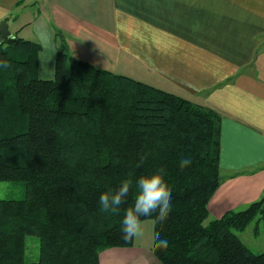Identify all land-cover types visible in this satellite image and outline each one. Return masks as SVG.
Returning a JSON list of instances; mask_svg holds the SVG:
<instances>
[{
  "label": "trees",
  "instance_id": "1",
  "mask_svg": "<svg viewBox=\"0 0 264 264\" xmlns=\"http://www.w3.org/2000/svg\"><path fill=\"white\" fill-rule=\"evenodd\" d=\"M56 77L38 79L35 40L0 38V181L22 180L26 196L0 199V264H100V253L134 244L121 221L141 175L164 170L172 211L155 222L169 242L153 250L162 264H264L238 236L264 216V196L221 218L209 202L223 182L222 116L185 96L76 57L56 33ZM144 163L137 167L142 156ZM192 164L180 168V160ZM132 189L120 213L99 211V197L126 178ZM28 236L39 241L27 260Z\"/></svg>",
  "mask_w": 264,
  "mask_h": 264
},
{
  "label": "crops",
  "instance_id": "2",
  "mask_svg": "<svg viewBox=\"0 0 264 264\" xmlns=\"http://www.w3.org/2000/svg\"><path fill=\"white\" fill-rule=\"evenodd\" d=\"M0 14L12 35L36 41L35 26L45 24L56 47L62 31L76 57L118 72L124 68L112 65L123 58L130 65L124 75L221 114L224 180L208 205L212 219L263 194L264 0H0ZM83 38L99 43L104 55L97 46L96 54L84 55ZM58 48L47 67H54ZM152 222L133 245L103 250L100 264H162ZM236 233L264 252V216Z\"/></svg>",
  "mask_w": 264,
  "mask_h": 264
},
{
  "label": "clouds",
  "instance_id": "3",
  "mask_svg": "<svg viewBox=\"0 0 264 264\" xmlns=\"http://www.w3.org/2000/svg\"><path fill=\"white\" fill-rule=\"evenodd\" d=\"M2 18V14H0ZM36 44L39 46V51L36 53L37 58L41 62V71L37 75L38 79L55 78V67H47L48 61L53 58L57 48L54 43V33L45 24H37L35 26ZM12 67L7 59H0V68L8 70ZM147 156L140 158V167ZM192 164L191 157H184L180 160V168L185 169ZM135 185L137 193L134 198V204L125 210L121 221L122 239L125 241L133 240L134 238H141L144 235L142 226V217H151L155 214V222L164 223L170 212L172 211V195L164 179V170L159 169L150 175H141L136 181ZM133 186L131 175L120 182V185L115 190L109 189L102 193L99 197V211L101 213H108L118 215L120 213L121 205L126 202ZM154 246L157 249H167L169 242L165 238H161L159 233L154 234Z\"/></svg>",
  "mask_w": 264,
  "mask_h": 264
},
{
  "label": "rangeland",
  "instance_id": "4",
  "mask_svg": "<svg viewBox=\"0 0 264 264\" xmlns=\"http://www.w3.org/2000/svg\"><path fill=\"white\" fill-rule=\"evenodd\" d=\"M87 42H88V40L86 38L82 39L83 45H81V46L86 49V50L82 51V53L88 57H91L94 53L96 54V52H97V50H95L94 46H97L98 48H100L99 47L100 44L99 43L94 44L92 42H90V44H87ZM100 52L104 55V52L102 51V49L100 50ZM105 62H107V65H109L111 63V61H105ZM116 62L117 63H114L115 65H112V66L123 67L124 69H122L123 70L122 72H126L128 70L126 68H130V65H124L125 60L123 58L119 59V61H116ZM49 64H50V61H48L47 66ZM115 70H117V71H113V72L117 73L118 70H121V69H115ZM122 72H118V74H120V73L123 74ZM25 196H26V185H25L24 181H22V180L0 181V199H2V198L3 199H21V198H24ZM263 196H264V192L255 201L260 200ZM255 201H253V202H255ZM244 205H242V206H244L246 208L249 204L248 205L244 204ZM210 220H212V218L209 216V218L206 220L205 223L208 224L210 222ZM144 221H146V222H144ZM144 221L142 222L143 223L142 224L143 229H144V231L147 229V231L149 232L150 228H152L150 226V223L152 224L153 220L147 219ZM244 237H245L246 241H249L253 238V234L250 230H247ZM27 242H28V247H27V251H26L27 260H30V261L31 260L32 261L38 260V258H39V241H38V238L36 236H28Z\"/></svg>",
  "mask_w": 264,
  "mask_h": 264
},
{
  "label": "water",
  "instance_id": "5",
  "mask_svg": "<svg viewBox=\"0 0 264 264\" xmlns=\"http://www.w3.org/2000/svg\"><path fill=\"white\" fill-rule=\"evenodd\" d=\"M12 36V32L9 28V25L6 21L0 23V38L4 41L8 37Z\"/></svg>",
  "mask_w": 264,
  "mask_h": 264
}]
</instances>
